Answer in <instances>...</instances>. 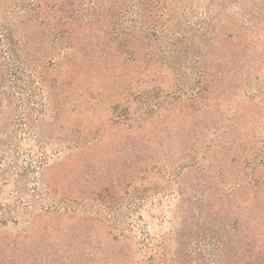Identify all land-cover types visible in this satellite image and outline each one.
<instances>
[{"label":"rangeland","instance_id":"rangeland-1","mask_svg":"<svg viewBox=\"0 0 264 264\" xmlns=\"http://www.w3.org/2000/svg\"><path fill=\"white\" fill-rule=\"evenodd\" d=\"M142 2L147 26L135 45L137 0H0V218L8 219L0 264H216L211 240L230 216L221 206L227 188L216 187L214 203L205 178L177 175L208 157L247 95L264 92V65L244 95L203 115L201 128L165 110L175 97L190 106L204 65L182 70L178 83L175 64L193 58L181 46L197 52L212 17L236 26L264 0ZM163 26L166 39L153 32ZM159 100L165 116L147 124ZM191 130L199 140L182 135ZM243 134L236 128L231 140ZM192 204H203L207 224L186 219Z\"/></svg>","mask_w":264,"mask_h":264},{"label":"trees","instance_id":"trees-1","mask_svg":"<svg viewBox=\"0 0 264 264\" xmlns=\"http://www.w3.org/2000/svg\"><path fill=\"white\" fill-rule=\"evenodd\" d=\"M142 1L137 0L131 13L130 36L135 45L144 41L143 38L141 39V33L147 26L143 23L145 4ZM147 4L149 5L150 2ZM238 15L241 21L239 20L236 26L231 27H221L224 19L212 17V23L205 34L209 37L199 44L197 52H191L192 49L181 46V52L184 55L193 53V58L190 62L175 64L178 72L174 74L178 83L184 81L186 77V73L182 74V70L204 65L201 68L198 67L201 70L199 69V74L196 75L195 87L192 88V93L186 101L184 100V103L188 101L190 106L185 109L179 104L177 107L180 98L175 97L172 103L173 108L165 110L167 111L165 113L171 110L170 113L174 118H181L182 121L201 128L200 122L203 115L209 112L215 117V108L229 105L233 96L244 95L241 92L247 89L253 80L258 79L260 69L264 65V7L257 8L251 14L242 12ZM138 28L141 29L138 30ZM156 30L163 34V39L168 38L167 28L164 26L155 28L153 32L156 33ZM259 31L262 34H259ZM167 42L168 40L164 42L166 46ZM173 45L171 44V49L167 50L171 56L177 52L175 50L177 44L175 48H172ZM180 55L182 54L179 53V58H181ZM206 62H209L208 66ZM158 64L156 62V65ZM170 67L173 66L170 65ZM255 93L257 95L254 93L253 96L247 95L249 103L241 102L227 130L221 136L217 135L212 145H209L208 157L202 162L193 158L190 161V167L182 168L177 175L180 183L192 178L195 180L205 178L203 180L205 184L202 183V188H205L203 193H206V196L214 203L218 202L219 197L216 187L226 186L227 188V195L222 197L221 206L230 216L224 220L225 226L221 228L219 238L211 240L213 250L216 252L214 255L218 256V260H215L216 264L219 261L222 264H264V141H260L255 134L257 123L263 120L261 113L264 111V92L259 89ZM247 96L245 94V97ZM160 101L149 113L150 119L146 122L147 124L154 118L161 120L165 116ZM236 128L243 129V138L231 140L233 130ZM198 133V130L195 132L191 130L187 134L183 132L182 135L199 140ZM190 149L197 152L196 148ZM211 185L215 188H210ZM197 201L200 202L201 199L197 197ZM195 205L187 206L184 212L186 219L189 214H193L203 220L206 217L203 204L198 207ZM233 211L237 213L235 228L230 222V213ZM2 215L0 226H5L8 219L5 218V213ZM203 221L204 224L208 223L207 219ZM232 231H235V234Z\"/></svg>","mask_w":264,"mask_h":264}]
</instances>
